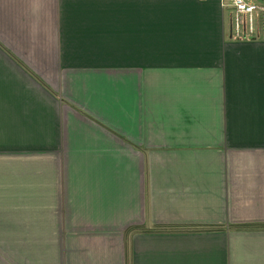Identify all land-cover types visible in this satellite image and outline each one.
<instances>
[{"label": "crops", "instance_id": "1", "mask_svg": "<svg viewBox=\"0 0 264 264\" xmlns=\"http://www.w3.org/2000/svg\"><path fill=\"white\" fill-rule=\"evenodd\" d=\"M258 5L0 0V264H264Z\"/></svg>", "mask_w": 264, "mask_h": 264}, {"label": "built area", "instance_id": "2", "mask_svg": "<svg viewBox=\"0 0 264 264\" xmlns=\"http://www.w3.org/2000/svg\"><path fill=\"white\" fill-rule=\"evenodd\" d=\"M233 8V34L237 37L255 36L259 33V16L255 13L261 7L252 0H229Z\"/></svg>", "mask_w": 264, "mask_h": 264}, {"label": "rangeland", "instance_id": "3", "mask_svg": "<svg viewBox=\"0 0 264 264\" xmlns=\"http://www.w3.org/2000/svg\"><path fill=\"white\" fill-rule=\"evenodd\" d=\"M254 1L259 4L262 0H254ZM257 27H260V23H258Z\"/></svg>", "mask_w": 264, "mask_h": 264}, {"label": "trees", "instance_id": "4", "mask_svg": "<svg viewBox=\"0 0 264 264\" xmlns=\"http://www.w3.org/2000/svg\"><path fill=\"white\" fill-rule=\"evenodd\" d=\"M264 1V0H263Z\"/></svg>", "mask_w": 264, "mask_h": 264}]
</instances>
